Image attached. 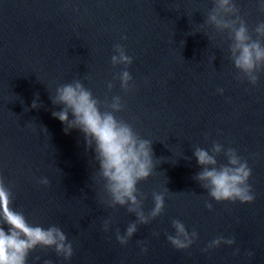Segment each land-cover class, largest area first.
I'll use <instances>...</instances> for the list:
<instances>
[{"label": "water", "instance_id": "1", "mask_svg": "<svg viewBox=\"0 0 264 264\" xmlns=\"http://www.w3.org/2000/svg\"><path fill=\"white\" fill-rule=\"evenodd\" d=\"M235 3L255 39L264 0ZM212 7V0H0V177L13 193L8 207L31 224L59 227L73 248L66 260L37 247L27 264H264V71L256 85L236 78L228 33L204 25ZM116 44L133 58L127 91L115 78L125 66L111 63ZM77 79L102 111L119 96L117 119L152 141L156 167L137 187L145 214L153 192L165 194V207L126 245L117 231L124 235L135 214L107 206L83 134H66L52 116L63 107L50 98L56 88ZM213 142L247 162L252 203L217 202L194 179L202 170L195 149L210 151ZM216 159L227 163L223 151ZM174 219L197 233L187 249L167 239ZM217 238L234 243L209 247Z\"/></svg>", "mask_w": 264, "mask_h": 264}, {"label": "clouds", "instance_id": "2", "mask_svg": "<svg viewBox=\"0 0 264 264\" xmlns=\"http://www.w3.org/2000/svg\"><path fill=\"white\" fill-rule=\"evenodd\" d=\"M212 4L204 25L213 27L217 33H228L231 41L228 45L229 59L236 69V78L247 79L250 84L256 85L259 74L264 71V22L253 29L256 36L253 39L246 21L239 14L235 0H212ZM260 8L264 11V4ZM114 52L116 54L111 57L113 67L125 66L115 78L119 79L121 87L127 91L132 80L127 66L133 63V58L127 55L120 44L114 46ZM112 87L110 82L109 90ZM219 91L222 93L223 89ZM50 98L54 105L63 106L60 111H53L52 116L65 125L64 132L67 134L72 129L79 130L83 134L86 150L93 151L96 176L103 181L107 197L104 202L110 208L126 207L129 213L135 214L136 220L128 224L124 235L117 231L118 242L126 245L138 231V225L150 223L164 211L165 194L153 192L154 207L145 214L142 205L147 197L137 187L139 182L152 175L156 167L157 159H154L152 141L142 138L131 124L117 119L115 113L123 109L119 96H114L111 102L105 101V110L102 111L101 101L77 79L58 86L55 96ZM38 99L37 96L33 100L32 108L40 106ZM222 151L227 158L226 164H218L216 159ZM194 155L202 169L194 179L207 191L209 197L217 202L254 201L248 184L252 170L234 149L224 150L220 144L213 142L210 151L197 147ZM40 183L47 185L49 182L42 179ZM9 203H13L12 190L5 184L3 177H0V264H27L30 252L37 247L54 248L66 260L72 257V244L59 227L51 225L45 228L31 224L23 212L14 207L9 208ZM206 206L212 208L210 203ZM110 223V219L104 221L105 231ZM172 227L175 235H168V241L176 249L189 248L197 233L193 231L190 236L184 223L178 219L172 220ZM221 243L231 245L234 240L217 238L209 247H216ZM142 251L147 252V249L143 248Z\"/></svg>", "mask_w": 264, "mask_h": 264}]
</instances>
